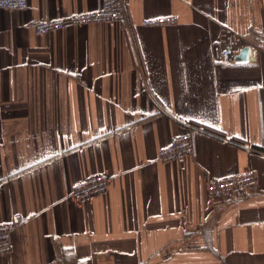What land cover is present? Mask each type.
Segmentation results:
<instances>
[{
	"label": "crops",
	"instance_id": "0c3cea01",
	"mask_svg": "<svg viewBox=\"0 0 264 264\" xmlns=\"http://www.w3.org/2000/svg\"><path fill=\"white\" fill-rule=\"evenodd\" d=\"M102 1L0 8V223L24 215L0 264H264V0H124V21L36 32ZM187 129L193 154L160 161ZM248 170L258 186L208 194ZM100 172L106 192L70 195Z\"/></svg>",
	"mask_w": 264,
	"mask_h": 264
},
{
	"label": "built area",
	"instance_id": "2783aa9c",
	"mask_svg": "<svg viewBox=\"0 0 264 264\" xmlns=\"http://www.w3.org/2000/svg\"><path fill=\"white\" fill-rule=\"evenodd\" d=\"M29 0H0V8L5 9H26ZM126 5L124 0H103L101 7L91 11L75 12L67 16L46 18L35 23L36 32L39 35L55 30H61L69 25H82L89 23L116 22L126 19ZM178 17L159 16L149 17L142 20L146 26H157L174 24ZM231 32V30H227ZM254 43L257 49L264 50V33L254 36ZM213 51L217 59H234L236 52L221 39L213 41ZM194 152L193 132L187 129L181 134L174 136L170 143L162 147L158 153L160 161H172L192 155ZM111 175L107 172H100L74 183L70 195L77 199H88L94 195L104 193L108 190ZM257 174L248 170L239 174L224 177H211L207 181V192L215 198H227L237 196L258 186ZM24 215L16 213L11 219L0 223V255L11 252L13 249V234L17 226L23 221Z\"/></svg>",
	"mask_w": 264,
	"mask_h": 264
},
{
	"label": "water",
	"instance_id": "95a60500",
	"mask_svg": "<svg viewBox=\"0 0 264 264\" xmlns=\"http://www.w3.org/2000/svg\"><path fill=\"white\" fill-rule=\"evenodd\" d=\"M255 47L248 45L245 46L240 52L235 56V61L240 62H247L255 59Z\"/></svg>",
	"mask_w": 264,
	"mask_h": 264
}]
</instances>
